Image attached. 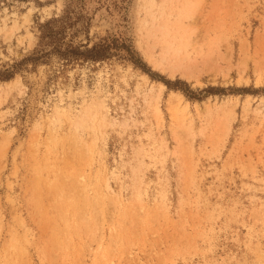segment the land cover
Masks as SVG:
<instances>
[{
  "label": "rangeland",
  "instance_id": "rangeland-1",
  "mask_svg": "<svg viewBox=\"0 0 264 264\" xmlns=\"http://www.w3.org/2000/svg\"><path fill=\"white\" fill-rule=\"evenodd\" d=\"M12 66L0 264H264V0H0Z\"/></svg>",
  "mask_w": 264,
  "mask_h": 264
},
{
  "label": "trees",
  "instance_id": "trees-1",
  "mask_svg": "<svg viewBox=\"0 0 264 264\" xmlns=\"http://www.w3.org/2000/svg\"><path fill=\"white\" fill-rule=\"evenodd\" d=\"M65 15V14H64ZM65 16H61L59 18H52L47 21H45L43 24L40 25L39 30V46H44V45H51L52 50H59V39H60V34L62 33L63 29L65 28ZM58 24L59 26H56ZM96 48L93 47L91 50H88L87 53L89 52L90 54L84 56L86 58L98 60L101 58L105 57V51L99 52V53H94L93 51ZM32 61H37L38 57L34 56L30 58ZM135 65H137V61H133ZM139 64V63H138ZM141 67V65H139ZM143 68V67H142ZM16 69L14 66L11 67V69H7L3 72H0V80H9L13 77ZM151 75V74H150ZM161 82H163L168 89L171 90H180L187 98L189 99H196V100H201L205 95L199 96L195 92L191 91L188 89V87H185V83L182 81L174 80H168V79H160ZM206 93L208 92H213L212 88L204 90Z\"/></svg>",
  "mask_w": 264,
  "mask_h": 264
},
{
  "label": "bare ground",
  "instance_id": "bare-ground-1",
  "mask_svg": "<svg viewBox=\"0 0 264 264\" xmlns=\"http://www.w3.org/2000/svg\"><path fill=\"white\" fill-rule=\"evenodd\" d=\"M153 2H154V1H153ZM154 3H155V2H154ZM151 4L153 5V3H151ZM151 17H152V16H151ZM153 20H154V19H153ZM152 30H153V29H152ZM175 42H176V41H175ZM177 43H178V42H177ZM169 44H170V43H169ZM175 45H176V44H175ZM175 45H174V46H175ZM181 45H182V44H181ZM178 46H179V45H178ZM178 46H177V47H178ZM166 47H168V46H166ZM169 47H170V46H169ZM172 47H173V46H172ZM181 47H182V46H181ZM163 48H164V50L166 49L165 46H164ZM173 49H175V48H173ZM177 49H178V48H177ZM147 50H148V49H147ZM171 50H172V49H171ZM149 51H150V49H149ZM162 51H163V50H162ZM166 51H167V50H166ZM145 52H146V51H145ZM150 52H151V51H150ZM172 53H173V51H172ZM172 53H171V54H172ZM163 54H164V53H163ZM177 54H178V52H177ZM182 54H183V52H182ZM147 55H148V53H147ZM173 55H174V53H173ZM171 56H172V55H171ZM149 57H150V56H149ZM149 57H148V58H149ZM184 57H185V56H184ZM184 57H183V59H184ZM146 58H147V57H146ZM155 58H156V57H155ZM164 58H165V57H164ZM166 58H167V57H166ZM174 58H175V57H174ZM174 58H173V59H174ZM170 59H171V58H170ZM183 59H182V60H183ZM163 60H165V59H163ZM179 60H180V59H179ZM179 60H178V61H179ZM151 61L154 62L155 60H152V59H151ZM176 61H177V60H176ZM176 61H175V62H176ZM183 61H184V60H183ZM153 62H152V63H153ZM170 62H171V61H170ZM154 63H156V65L159 66L160 64L162 65L163 62H162V59H161L160 61H155ZM172 64H173V63H172ZM172 64H171V65H172ZM187 64H189V63H187ZM164 65H165V64H164ZM176 65H177V64H176ZM168 66H169V69H171V70H174V68H175V66L170 67V64H169ZM168 66H166V67L168 68ZM155 67H156V66H155ZM176 69H177V68H176ZM172 72H173V71H172ZM188 72H189V69H188ZM173 73H174V72H173ZM189 76H190V75H189ZM159 87H160L161 90H164V89H165V86H164L162 83L159 84ZM160 92H161V91H160ZM159 95H160V94H159ZM55 109H56V110H55ZM55 109H54L55 113L58 114V113H59V110H58L57 108H55ZM85 110H86V109H85ZM86 111H87V110H86ZM86 111H85V112H86ZM79 113H80V112H79ZM83 113H84V112H83ZM80 116H82V114H81V115L79 114L78 117H80ZM83 116H84V115H83ZM78 121H79V120H78ZM76 122H77V121H76Z\"/></svg>",
  "mask_w": 264,
  "mask_h": 264
}]
</instances>
